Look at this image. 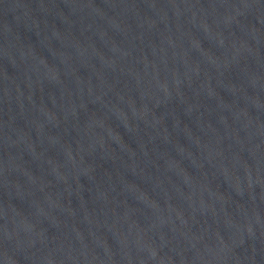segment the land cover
<instances>
[{
	"label": "water",
	"instance_id": "1",
	"mask_svg": "<svg viewBox=\"0 0 264 264\" xmlns=\"http://www.w3.org/2000/svg\"><path fill=\"white\" fill-rule=\"evenodd\" d=\"M0 264H264V0H0Z\"/></svg>",
	"mask_w": 264,
	"mask_h": 264
}]
</instances>
